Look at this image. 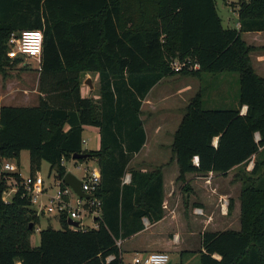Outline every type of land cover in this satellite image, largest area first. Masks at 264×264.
<instances>
[{
	"label": "trees",
	"instance_id": "obj_1",
	"mask_svg": "<svg viewBox=\"0 0 264 264\" xmlns=\"http://www.w3.org/2000/svg\"><path fill=\"white\" fill-rule=\"evenodd\" d=\"M239 1L240 26L232 28L224 27L216 0H0V72L10 60L21 61L7 55L12 32H44V95L37 105L0 107V171L3 159H19L28 150L31 173L47 161L63 179L62 161L89 153L78 161L96 159L101 182L95 195L102 209L97 228L71 229L62 215V227L41 229L40 244L33 246L39 218L23 189L4 201L7 184L0 174V264H122L116 240L144 229L143 217L153 223L164 216L161 166L132 169L131 181L123 183L146 141L143 100L169 75L203 72L237 73L239 104L247 111L205 109L199 92L174 134L182 181L188 172L227 173L244 165L237 173L241 229L204 231L200 264H264V159L245 170L264 150V77L252 65L255 47L242 38L244 31L264 30V0ZM188 58L200 67L172 69V60ZM85 71L99 76L98 101L81 93ZM86 125L99 127L98 149L84 147Z\"/></svg>",
	"mask_w": 264,
	"mask_h": 264
},
{
	"label": "crops",
	"instance_id": "obj_2",
	"mask_svg": "<svg viewBox=\"0 0 264 264\" xmlns=\"http://www.w3.org/2000/svg\"><path fill=\"white\" fill-rule=\"evenodd\" d=\"M246 34H251L252 38L249 40L244 38ZM242 38L249 45L263 46L264 48V30L244 31ZM250 57L256 72L264 77V49L251 52ZM39 77L40 70L38 69L37 79ZM162 80L164 78L157 82L146 95L142 103V111L149 109L146 116L151 115L152 117L154 111H157V104H164L163 110L157 111L156 119H154L155 125L152 120L150 121L152 124L148 125L144 114H142L146 141L128 166H135L134 169L141 171H151L156 167H162L164 216L153 223L147 217H143L145 228L123 239L120 248L123 251V258L124 252L128 254L127 261H131L136 253L147 255L153 251H166L168 254L175 253L176 255L175 259L170 257L172 264H200V251L204 250L201 234L204 231H238L241 229L240 194L242 182L238 179L237 173L244 168V165L236 166L227 173L188 172L185 181L178 179L180 167L171 146L185 110L184 103L180 105L179 94L192 88H188L190 85L185 83L180 87L173 86L169 89H162ZM10 83L9 91H14L16 82L11 81ZM17 89L23 90V93L13 96V98H18L19 101L16 103L19 105L28 106V102L34 100H32V93L39 97L44 95L38 91L37 84L31 88L21 82ZM7 95L2 91L0 107L8 105L2 103ZM239 108L241 113L247 111V105L240 106L239 104ZM92 129L97 130L100 146L99 127L95 126ZM85 140L87 143V139ZM86 143H84V147ZM214 144L217 145V142ZM78 162L75 160V163ZM84 162H88V160ZM127 173L131 175V170H128ZM83 175L84 173L81 176H76L82 179ZM197 208L201 209V213L196 212ZM214 257L220 258L218 254H214Z\"/></svg>",
	"mask_w": 264,
	"mask_h": 264
},
{
	"label": "rangeland",
	"instance_id": "obj_3",
	"mask_svg": "<svg viewBox=\"0 0 264 264\" xmlns=\"http://www.w3.org/2000/svg\"><path fill=\"white\" fill-rule=\"evenodd\" d=\"M216 7L219 15L222 18V23L225 27H232V28H239V16L238 11L240 7L239 0H216ZM246 39H251V34H246L244 36ZM255 49L251 52L256 50L264 49L263 46H254ZM250 52V54H251ZM251 58V57H250ZM191 62H193L192 58H188ZM39 62L35 59H30L27 61H20L18 63L12 62L10 60V64L4 66V71L0 72V95L2 91L6 94H10V96H6L5 99L2 100L3 104L8 105H19L18 98H13L17 93H23V90L17 89L19 84L22 82L24 84L29 85V87H34L36 84L38 86V91H40V78L37 79V70L39 69ZM16 82L14 85V91H9L11 89L10 82ZM162 83V84H161ZM162 89H169L173 86L180 87L187 83L190 85L188 88H192L187 92L179 94V102L180 105L183 103V108L189 103L190 99L195 96L197 93H201L202 100H203V108L205 109H213V108H236L239 107V91H240V82L238 78V74L235 72H203L201 76L196 77L188 73H175L169 75L164 78L161 82ZM48 87L47 82L45 83ZM9 85V86H8ZM36 88V87H35ZM81 93L85 96L92 97L94 100L98 101L99 98V76L96 72L92 71H85L82 72L81 76ZM37 89V88H36ZM36 91V90H35ZM12 94V95H11ZM33 94V101H29V105H37L40 101V97L38 95ZM19 96V95H17ZM177 98V97H176ZM176 103V102H175ZM164 104H157V111L161 112L163 110ZM149 109H145L142 111L146 118V122L148 125L152 124L150 121L154 122L156 119L157 111L155 110L153 116L149 117L146 116ZM158 112V113H159ZM141 114V116H142ZM151 117V118H150ZM158 119V118H157ZM155 125V122H154ZM90 126V127H89ZM86 130L83 134V137L87 139V143L85 144L86 148L89 149H97L99 147V138L97 130H93L92 128L95 126L88 125L86 126ZM93 130V131H92ZM255 159H264V150L260 151L256 156L253 157L251 162H248L246 165L247 171L253 169L254 160ZM6 160L11 159H4L2 163ZM16 164L24 167L22 172L24 174L31 173L30 170V153L28 150H22L19 159L13 160ZM78 161V160H76ZM252 164V165H251ZM88 167L89 170L98 167L96 160L88 159V162H78L75 163L74 159L66 161V167L69 171L73 172L77 176H81L84 173V168ZM134 167H129L128 170L134 169ZM138 170V169H136ZM242 172L241 170L239 171ZM39 173L45 178V180L52 184L55 178L54 171L51 172L50 170V163L47 161H43L41 164V168ZM51 192L55 191V188L52 186L50 188ZM10 198L12 196H9ZM86 225L93 227L94 222L87 218L83 221ZM48 226H52L53 228L59 229L62 227L59 217L55 214H45L39 218V223L36 225V230L30 237V243L33 246H38L40 244V230L47 228ZM40 229L37 230V228ZM128 245V243H127ZM169 256L171 259H175V253H170ZM124 261L128 260V254L124 252ZM194 264V263H192Z\"/></svg>",
	"mask_w": 264,
	"mask_h": 264
},
{
	"label": "built area",
	"instance_id": "obj_4",
	"mask_svg": "<svg viewBox=\"0 0 264 264\" xmlns=\"http://www.w3.org/2000/svg\"><path fill=\"white\" fill-rule=\"evenodd\" d=\"M43 44L44 32L42 30L14 31L8 40L7 55L12 59L19 58L21 61L35 59L39 62V70H41ZM171 67L175 71H181L183 68L197 69L200 65L198 62H191L189 59L183 61L174 59L171 61ZM83 143H86L85 139H83ZM194 161L198 163V156L194 157ZM65 162L62 161L63 164ZM23 168L13 160H6L1 164L0 174L7 184L3 193L5 202L11 201L13 196L23 189V195L25 194L29 198L30 206L38 218L45 214H55L58 217L67 215L68 219L78 221V226L68 224L74 230L99 226V219L102 216L101 200L95 195L101 182L99 169L89 170L88 167L83 169L82 189L89 195L88 197H81L63 179L55 177L53 183L49 184L39 171L24 174ZM130 180L131 175L126 173L123 177V183H128ZM52 186L55 188L54 192L49 191ZM196 212L201 213V209L197 208ZM87 218L94 222L93 227L83 222ZM122 242L123 239L119 238L116 240V245L120 247ZM169 261L170 256L166 251H153L147 255L136 253L131 261L123 260L122 264H167Z\"/></svg>",
	"mask_w": 264,
	"mask_h": 264
},
{
	"label": "water",
	"instance_id": "obj_5",
	"mask_svg": "<svg viewBox=\"0 0 264 264\" xmlns=\"http://www.w3.org/2000/svg\"><path fill=\"white\" fill-rule=\"evenodd\" d=\"M214 142H218V138H215ZM89 155V153H76L72 156V159L78 160L81 158H87L89 157ZM63 181L71 186L79 196L88 197L89 194L84 192V190L82 189V180L78 178L73 172L67 170L63 176ZM68 224L78 226V221L69 218ZM30 226L32 227L33 224L31 223ZM167 264H172V262L169 261Z\"/></svg>",
	"mask_w": 264,
	"mask_h": 264
}]
</instances>
